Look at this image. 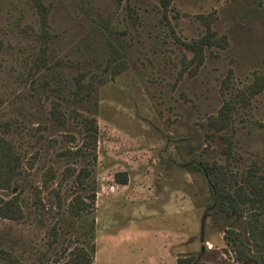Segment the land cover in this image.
<instances>
[{"label":"rangeland","instance_id":"1","mask_svg":"<svg viewBox=\"0 0 264 264\" xmlns=\"http://www.w3.org/2000/svg\"><path fill=\"white\" fill-rule=\"evenodd\" d=\"M36 1L0 0V136L22 156L19 191L29 211L19 221L0 217V249L14 256H0V264L59 259L92 223L94 264H178L191 256L195 264H241L225 235L243 231L244 218L215 211L206 171L218 163L238 179L251 169L264 174V89L237 103L224 131L233 137L231 158L208 118L264 74V0H40L54 34L50 59L65 63L56 81L47 71L49 84L30 76L42 46ZM208 26L227 45L206 46L197 67L188 44ZM79 72L104 79L91 101L73 96ZM54 106L67 126L53 121ZM90 109L99 126L96 200L89 218H73L68 206L80 188L61 180L82 162L60 153L78 150L80 118ZM35 189L45 208L33 203ZM52 228L59 241L50 247Z\"/></svg>","mask_w":264,"mask_h":264},{"label":"trees","instance_id":"2","mask_svg":"<svg viewBox=\"0 0 264 264\" xmlns=\"http://www.w3.org/2000/svg\"><path fill=\"white\" fill-rule=\"evenodd\" d=\"M164 5H168L170 0H162ZM36 6L41 15V33L42 46L40 54L32 66V74L30 76H38L39 80L45 79L47 71H53L51 79H58V68L65 63L61 59L52 60L49 56L50 42L54 36L51 32L48 8L40 0L36 1ZM218 45L226 47L225 38H218L217 34L208 26L207 33L198 41L188 44V47L198 56L199 67L203 62L204 48L206 46ZM113 65L111 64L110 67ZM86 72H79L73 77L76 88L72 90L73 96L81 101H91L94 97L96 89V81L104 82L99 78L96 81L87 80ZM41 81V80H40ZM248 93L243 92L236 97L227 99L220 108L218 114L211 115L208 118V125L220 133V136L226 142L224 146V154L227 158L233 156V137L225 134L224 131L231 128L234 120V113L237 103L249 104L251 99L264 89V74L255 73L254 83L248 86ZM53 121L59 126H67L68 119L65 113L54 106L51 110ZM80 127L82 134V143L77 151L67 150L60 154H72L81 160V167L69 166L63 172L61 181H69L73 178L75 185L79 186L78 192L74 195L68 206V213L73 218L90 217L95 200L97 187L93 179L94 167L98 160V139L99 126L95 112L91 109L87 114L80 118ZM210 138L215 139V133H210ZM34 158L29 162V166L33 167ZM32 162V163H31ZM202 164V163H200ZM24 166L21 154L15 149L13 142L3 136H0V191H9V198L0 194V217L12 221H19L28 214L25 199L19 191V182L24 180ZM206 174L209 178L211 191L213 194V207L216 212L226 214L227 217L232 216L237 219L244 218L243 231L236 227L227 229L225 239L230 246L235 260L241 264H264V174H259L255 169L249 170L239 179L229 171L228 167L218 163L211 164ZM54 177V173H47L45 180ZM116 179L119 183L125 184L127 177L124 173H118ZM35 187V186H34ZM59 192V190H55ZM34 204L39 208L40 205L45 208L43 201L39 198L35 189ZM59 195V193H57ZM69 224V225H68ZM72 227L71 223H65V227ZM73 228V227H72ZM71 228V229H72ZM58 230L52 228L53 241L50 247L55 246L59 241ZM94 224L89 225V229L81 232L82 239L78 236L79 241L72 244V248L68 247L62 252V257L54 261H46L44 264H94L96 245L94 242ZM202 253V252H201ZM0 256L6 260H14L13 254L8 250L0 249ZM197 258L194 256L188 258H180L178 264H195Z\"/></svg>","mask_w":264,"mask_h":264}]
</instances>
